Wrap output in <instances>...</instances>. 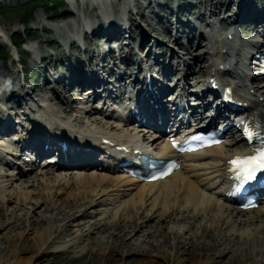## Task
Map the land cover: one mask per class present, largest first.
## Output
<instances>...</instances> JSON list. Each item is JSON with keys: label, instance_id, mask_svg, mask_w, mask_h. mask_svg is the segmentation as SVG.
Returning <instances> with one entry per match:
<instances>
[{"label": "bare ground", "instance_id": "obj_1", "mask_svg": "<svg viewBox=\"0 0 264 264\" xmlns=\"http://www.w3.org/2000/svg\"><path fill=\"white\" fill-rule=\"evenodd\" d=\"M89 1H92L94 7L95 2L100 5L99 12L96 9V16L91 17L90 20L104 14V21L108 23L104 25L90 21L84 29L82 26L78 27L79 24L75 22L71 32H85L89 29L96 32L103 29L115 30L119 27L125 35L129 33L131 38L136 30L145 28L147 32L162 35L164 37L162 43L170 47L169 43L175 42L169 28L160 27L163 25V13L160 10L163 9L165 12L169 9L167 0ZM252 3L254 1L246 0L245 4H249L250 7ZM151 6H154L153 9ZM202 8L205 11L204 14H200L203 19L207 13L213 14L212 16L217 19V10H223V4L214 1L204 4ZM71 12L73 14V11ZM39 17L47 19V12H40ZM114 21L121 22V26L108 25ZM189 24L195 31L194 22L191 21ZM23 29L27 31L29 26L25 25ZM31 30L30 28L23 36L29 37ZM261 33L262 30H256L254 27L250 30V36L259 37ZM0 34L10 40V36L1 26ZM64 36L70 37L69 33H64ZM198 37L201 42L206 40L202 32ZM68 41L63 42L68 43ZM238 41L242 40L238 39ZM79 42L85 43L81 40ZM154 44L160 46L161 40L156 39ZM257 44L256 47L259 46V42ZM29 45L35 46V44ZM206 46L201 54L189 55L191 57L189 60L180 57L176 50L169 51L172 58L177 57V63L165 66L173 71L176 70V75L187 67L192 73L185 72L181 78L186 85L191 84V79L197 78L195 74L208 75L217 67L218 62L215 58L227 56L222 52L220 45ZM35 47L30 48L37 55V61L48 57L42 54L39 47L37 49ZM255 49L253 48V51ZM10 50L14 52L11 60L15 63L22 62L18 53L16 54L17 49L10 48ZM132 51L134 52L132 58L140 57L141 52L139 54L136 47ZM234 53L235 56L231 55L232 60L249 59L239 48H236ZM158 54L154 65H164L167 54L163 51H159ZM252 57L257 59L255 51ZM82 63V60L78 63L65 62L59 73H55L58 71L55 67L44 69L43 73L53 74L52 78L44 79L45 82L48 81L46 87L49 88L54 80L58 81L63 77V69L66 73L75 69L76 76L79 75ZM9 67V65L1 67L0 73L6 72ZM256 68H258L257 64ZM128 69H131V66ZM245 72L251 74L247 70ZM16 75L18 79L29 75L28 69L21 68L20 71L17 69ZM211 76L209 74V77ZM179 80L176 84L177 88L180 87ZM253 80L257 81L255 74ZM194 84L199 89H205L206 78L194 79ZM255 85L257 93L254 95L255 98L247 99L258 101L257 106H264V86ZM31 90H35L33 85L21 87V84H15L13 80L0 79V110L5 107L4 114L8 119L10 115L14 116L17 113L19 116L28 115L26 119L28 128L24 122L23 125L13 126L15 129L21 127L22 130H26L20 135L28 144L40 149L45 144L46 136H50L49 138L53 139L51 142H54V137L58 133V138L61 137L67 142L69 139L65 138L59 127L58 132L52 130L46 122L39 127L38 121L29 118L32 113L34 114L31 116L38 117L36 112L40 111L34 101L28 102L31 98ZM196 90L197 88L194 91ZM22 91L25 93L23 94ZM245 91L248 92L247 89ZM259 96H263V100H260ZM12 101L21 103L16 102L13 109ZM74 102H77V98L71 102L73 110L66 107H63L64 110L53 108L66 123L73 121L70 124L72 126L97 129L102 131L104 136L113 134L121 128V125L114 127L112 123L103 126L100 121L102 111L92 108L84 114L82 106L74 107ZM86 104L88 107L90 101L87 100ZM24 111H28V114ZM151 115L155 119L154 114ZM151 115L147 117L151 118ZM162 119L166 121L168 117ZM11 134L8 129L2 131L4 137L9 138ZM7 137L4 139H8ZM4 139L0 137V264H43L51 254L65 250L77 254L91 251L90 264H112V262L113 264H264V201L259 208L243 210L238 206L224 203L222 198L215 195L220 192L215 185L217 179L224 175V164L233 152L240 149L238 146L224 144L206 149L199 152L197 157L211 155L210 157L186 158L183 168L168 178L156 182H144L122 172H115L113 169L103 171L105 169L102 167L93 169L81 167L71 170L41 163L32 164L25 174L21 172L16 175L3 167L5 153L16 152V146H12L10 142L9 146L5 145L8 143ZM53 145L55 143H51V147ZM95 151L96 148L90 151L82 149L75 151L70 148L65 155L85 158L94 156ZM201 237L202 241H200ZM200 245L210 249L211 252L198 257L197 261L193 262L192 252ZM112 253L118 257H112ZM135 255L146 256V259L140 262L133 258Z\"/></svg>", "mask_w": 264, "mask_h": 264}, {"label": "rangeland", "instance_id": "obj_2", "mask_svg": "<svg viewBox=\"0 0 264 264\" xmlns=\"http://www.w3.org/2000/svg\"><path fill=\"white\" fill-rule=\"evenodd\" d=\"M1 1L4 2V4ZM61 1H62V4L58 5L57 2L60 3ZM77 1L79 4L80 3L79 0ZM214 1H217L220 3L225 2L224 0L222 1L221 0H187L185 1V3H187V6H189L190 3H198V4L203 5V3L209 4L210 2H214ZM230 1L231 0H227V2H230ZM39 6L45 7L47 11V19H43L39 17L40 12L43 11L41 8L34 11V9H36ZM58 7H60L61 9V13H58L55 11V8H58ZM151 7L153 9L154 6H151ZM96 8L97 7H94L90 1L88 2L86 1V9H87L86 14L89 11L90 15L93 16L97 12L95 11ZM189 9H190V6H189ZM184 10L185 9H183V11ZM71 11H73V14ZM79 11L81 12L80 5H79ZM78 12L75 10L74 5L67 4V1L65 0H22V1H17V2H11L10 0H5V1L0 0V26L4 28V30L10 37L14 33L20 36V40H21L20 43L22 41H25L22 35L24 33L29 32L28 30L31 28L32 30H31L30 36L32 35L33 37L32 36L31 37L33 39L32 41H28L26 45L35 44L37 48L39 47L42 54L49 56V58H47L46 61L43 62V66L47 67L48 64L49 65L53 64L56 66L57 70L59 71L64 65V63H62V59L65 60V62H68V59L66 58L67 57L66 54L68 53V50L66 49L67 46L60 45L61 36L59 32L64 34L70 31L73 28L75 22H78L79 25L81 24L80 15L78 14ZM188 18L189 17H182L181 19L188 22ZM173 20L174 18H172V21ZM22 23L29 26V29L27 31L23 29L25 26ZM163 25L172 28L170 23L168 22L164 23ZM152 34L161 38L156 33H152ZM133 36H134V40L137 42L140 37L139 33H134ZM15 39L16 37L14 38V40ZM181 40L186 42V38L181 39ZM92 41H93L92 39H89L90 43H92ZM1 42L3 41L0 39V46H1ZM197 42H198V39L192 40V42L189 43L188 46L189 47L191 45L195 46ZM23 48H24V45L21 46L18 51L22 53ZM165 49L166 47H162L158 50L162 51ZM204 50H205L204 46H199L196 48V50L192 49V52L194 53V55H199ZM55 52H57V54L61 56L60 57L61 61L57 62L56 64H55L56 58L54 56V54H56ZM80 56L83 57V55L81 54ZM28 57L29 55L25 56L24 63L26 64L24 65L28 69L29 76L33 77L34 79L35 76L40 74V72L43 73V68L41 69L38 68V70H33L38 62L36 63L31 59H29L28 62H25ZM8 65L9 66L11 65L8 68L9 70L3 74L14 75L13 71L16 69L15 61L11 60V57L9 56H7L5 59L0 60V68L3 66H8ZM54 97L56 96L54 95ZM56 102L59 103V101L57 100ZM208 239H210V237ZM200 241H202V237L200 238ZM209 252H211L210 249L201 247V245L198 246L192 252L193 262H196L198 257H202V255H205ZM112 257L117 258L118 256L112 253ZM133 258L138 259L140 262H143V260L146 259V256L135 255ZM90 260H91V251H87L84 254H77L71 250H65L62 252H56V253L51 254L50 256L47 257V259L43 262V264H90L89 263ZM113 263L114 262H112V264Z\"/></svg>", "mask_w": 264, "mask_h": 264}, {"label": "snow or ice", "instance_id": "obj_3", "mask_svg": "<svg viewBox=\"0 0 264 264\" xmlns=\"http://www.w3.org/2000/svg\"><path fill=\"white\" fill-rule=\"evenodd\" d=\"M245 132L249 139L260 135L259 132L252 129H245ZM196 139H199V137ZM230 164L233 166V170L236 171L238 178L248 181L256 179L257 172L264 170V146L255 149L253 155L233 158Z\"/></svg>", "mask_w": 264, "mask_h": 264}]
</instances>
